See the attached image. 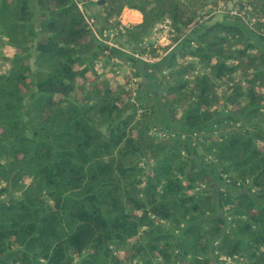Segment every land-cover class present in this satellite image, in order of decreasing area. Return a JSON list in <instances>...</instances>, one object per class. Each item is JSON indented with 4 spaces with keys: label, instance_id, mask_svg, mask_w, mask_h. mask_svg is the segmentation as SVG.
Returning a JSON list of instances; mask_svg holds the SVG:
<instances>
[{
    "label": "trees",
    "instance_id": "trees-1",
    "mask_svg": "<svg viewBox=\"0 0 264 264\" xmlns=\"http://www.w3.org/2000/svg\"><path fill=\"white\" fill-rule=\"evenodd\" d=\"M78 1L95 25L139 11L131 50L164 18L177 42L144 61L76 0H0V264H264V36L228 0ZM244 4L263 28L264 0Z\"/></svg>",
    "mask_w": 264,
    "mask_h": 264
},
{
    "label": "built area",
    "instance_id": "built-area-1",
    "mask_svg": "<svg viewBox=\"0 0 264 264\" xmlns=\"http://www.w3.org/2000/svg\"><path fill=\"white\" fill-rule=\"evenodd\" d=\"M239 1H243L245 3L247 0H237V2L229 7V14L232 16H237L240 19L244 20L246 24L252 29L255 30L258 34L264 36V27L260 29H256L255 23L256 18L255 17H249L246 14V10L250 7L246 4H244L242 7H239L238 3ZM76 4L78 8L83 13L84 19L90 30L92 31L94 37L99 41L100 43L106 45L107 47L116 48L122 51H125L134 57H137L144 61H150L155 62L159 60L161 57L165 56L167 52L172 49L176 42L177 38H175L174 44L173 42H169L170 37L173 34V25L172 21L169 18H164V20L157 22L150 32V37L148 39H144L137 46H135L134 50H126V47L122 46V44L116 39V35L119 34L120 31H122L124 26V21H120L119 24H114L111 22H108L107 25L103 26L102 28H99L94 24V19L90 17L88 14L84 12V7L81 1L76 0ZM224 10V5L222 7H219L216 10L214 9L212 13L215 12H222ZM150 39V40H149ZM151 39L153 40V47H156L158 44L162 46L161 50L157 52V55L153 56L152 58L147 57L145 54L147 51H141L140 49H143L145 46L148 48L151 45ZM174 39V36L172 37Z\"/></svg>",
    "mask_w": 264,
    "mask_h": 264
},
{
    "label": "rangeland",
    "instance_id": "rangeland-1",
    "mask_svg": "<svg viewBox=\"0 0 264 264\" xmlns=\"http://www.w3.org/2000/svg\"><path fill=\"white\" fill-rule=\"evenodd\" d=\"M98 1L99 0H91L90 1L91 3H89V4H91V8L93 10L95 8L98 11L101 10L100 6H102L104 3L98 4L97 3ZM228 2H229V7H231L237 2V0H228ZM224 4H226V3H224L223 0H218V4H217L216 8L218 9L219 7H222ZM216 8H214V9L216 10ZM124 9H127V8H123V10H122V12H121V14L119 16V20L120 21H122V20L124 21V26L135 25L136 23L142 21V15L140 14L139 11L136 10L137 13H135V12L132 13L130 11V13H132V15L128 14L129 16H128V19H127L125 17V14L123 13ZM136 16H137V18H136ZM97 17H98V19H97V23L98 24L96 23V26H98V25H104L105 26L106 24H108V23L103 21V17L102 16H97ZM216 18L221 19V16H220L219 13L216 16ZM138 19H139V21H138ZM162 20H164V19H162ZM162 20H160V21H162ZM111 21H113V20H111ZM160 21H158V22H160ZM173 36H174V39H172ZM149 37H150V35H148L147 38H145V39H148ZM124 38H128L126 34L123 35V34L120 33V34L116 35V39L122 44V46L126 47V50H131V46H133L134 43H130V44L127 43L126 44L125 41H124ZM175 38H177V37L175 35V32L173 31V34H172V36L170 37V40H169L170 44H171V42H173V44H174ZM152 44H153V40L151 39V45H147V46H149L148 48L146 46L143 48V49H145L147 51V53L145 55L147 57H150V58H152L154 56V55L153 56L151 55L150 49H154L155 52H158L162 48V46L159 45V44L156 47H153ZM13 53H14V49L12 48V46L9 45L8 43H5V37H3V35H0V71L1 72H3L4 70H6L9 67V65H10L9 64L10 63L9 59L11 58ZM103 61H104L105 65L103 64V62H100V64L99 63L98 64H99V66L100 65L105 66L104 76H106L108 78H114V79H111V80H116L120 84H123V83L125 84L126 83V86H127L128 90H133V88L136 89L135 83L139 81V78L137 77V75H136V73L134 71L135 68L132 67L129 62H126V61L122 62V61H119V59L117 60L115 58L114 59H108V60L106 58ZM31 62H32V60H31ZM99 66L97 65L96 67H99ZM196 69L198 71L200 69V65L196 66ZM104 76L101 75V78L104 77ZM224 89H225V86H223V85H219V87H217V91L220 94L224 93ZM119 254L122 255V252L120 251Z\"/></svg>",
    "mask_w": 264,
    "mask_h": 264
},
{
    "label": "crops",
    "instance_id": "crops-1",
    "mask_svg": "<svg viewBox=\"0 0 264 264\" xmlns=\"http://www.w3.org/2000/svg\"><path fill=\"white\" fill-rule=\"evenodd\" d=\"M88 7H89V10L92 12V13H96L98 10H96V8L93 10L92 8H91V4H88ZM130 11L132 12V13H137V11L136 10H134V9H129V8H127V9H124V14H125V17L128 19V16L129 15H132V13H130ZM129 14V15H128ZM139 17V16H138ZM136 18H137V16H136ZM138 21H139V19H138Z\"/></svg>",
    "mask_w": 264,
    "mask_h": 264
},
{
    "label": "water",
    "instance_id": "water-1",
    "mask_svg": "<svg viewBox=\"0 0 264 264\" xmlns=\"http://www.w3.org/2000/svg\"><path fill=\"white\" fill-rule=\"evenodd\" d=\"M114 0H99L97 3L98 4H102V3H109V2H112Z\"/></svg>",
    "mask_w": 264,
    "mask_h": 264
}]
</instances>
